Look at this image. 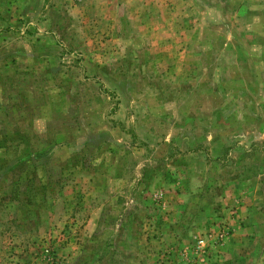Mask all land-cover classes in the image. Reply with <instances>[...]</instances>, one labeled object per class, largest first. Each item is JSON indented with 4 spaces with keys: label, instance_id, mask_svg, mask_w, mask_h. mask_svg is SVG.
Segmentation results:
<instances>
[{
    "label": "rangeland",
    "instance_id": "374dc122",
    "mask_svg": "<svg viewBox=\"0 0 264 264\" xmlns=\"http://www.w3.org/2000/svg\"><path fill=\"white\" fill-rule=\"evenodd\" d=\"M0 264H264V0H0Z\"/></svg>",
    "mask_w": 264,
    "mask_h": 264
}]
</instances>
